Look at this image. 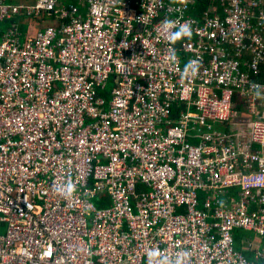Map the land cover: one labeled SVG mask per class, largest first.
I'll list each match as a JSON object with an SVG mask.
<instances>
[{
    "label": "built area",
    "instance_id": "2783aa9c",
    "mask_svg": "<svg viewBox=\"0 0 264 264\" xmlns=\"http://www.w3.org/2000/svg\"><path fill=\"white\" fill-rule=\"evenodd\" d=\"M193 2L0 0V264H264V0Z\"/></svg>",
    "mask_w": 264,
    "mask_h": 264
},
{
    "label": "clouds",
    "instance_id": "9594fccd",
    "mask_svg": "<svg viewBox=\"0 0 264 264\" xmlns=\"http://www.w3.org/2000/svg\"><path fill=\"white\" fill-rule=\"evenodd\" d=\"M165 27L169 31L170 39L172 40H179L182 37H190L192 35V30L190 24L185 21L183 23H180L179 25L176 24L175 21L172 20H166ZM172 29H175L172 31ZM191 69L192 75L196 74L197 71V61H191L188 65L185 67V71L188 69ZM73 185L71 182H68L62 186H59L57 188V191L61 192L65 196H70L73 192ZM153 253H150L152 255Z\"/></svg>",
    "mask_w": 264,
    "mask_h": 264
},
{
    "label": "trees",
    "instance_id": "16d2710c",
    "mask_svg": "<svg viewBox=\"0 0 264 264\" xmlns=\"http://www.w3.org/2000/svg\"><path fill=\"white\" fill-rule=\"evenodd\" d=\"M212 1H214V0H194L193 5L191 6L192 14L195 16L202 17L203 14L205 13V11L209 8ZM17 17H19V16H15V18L13 20L17 21L18 20ZM6 22L7 21L2 22V23H6ZM237 99H238V97H237ZM244 236L251 237V238L256 237V235L254 233H247V232H244L241 230L236 231L237 247L240 249L243 248L242 239ZM244 252L247 255V257L249 258L251 263H255L257 261L255 251L245 250Z\"/></svg>",
    "mask_w": 264,
    "mask_h": 264
},
{
    "label": "crops",
    "instance_id": "0c3cea01",
    "mask_svg": "<svg viewBox=\"0 0 264 264\" xmlns=\"http://www.w3.org/2000/svg\"><path fill=\"white\" fill-rule=\"evenodd\" d=\"M22 16H24V18L25 17H29V23H27L26 22V24H24L23 23V18H22ZM22 16H19V17H17V21H18V23H19V25L22 27V30L24 31V32H29V33H34L37 29H42V27L40 26V27H38V25L35 27V25L36 24H39L41 21H43V20H45V19H51L52 21H54V22H56V19L53 17V16H51V15H48L47 13H41V14H32V15H22ZM0 23H2V22H0ZM6 23H8V22H6ZM51 23H53V22H49V23H47V24H45V26L46 25H48V24H51ZM9 24V23H8ZM9 26V25H8ZM6 27V26H5ZM8 27H6V29H7ZM6 29H4V30H0V34L3 32V31H5ZM239 117H242V115H240ZM243 238H249V237H246V236H244ZM242 246L244 247V242H243V239H242ZM243 249V248H242Z\"/></svg>",
    "mask_w": 264,
    "mask_h": 264
},
{
    "label": "rangeland",
    "instance_id": "374dc122",
    "mask_svg": "<svg viewBox=\"0 0 264 264\" xmlns=\"http://www.w3.org/2000/svg\"><path fill=\"white\" fill-rule=\"evenodd\" d=\"M36 1L37 0H7V2H11V3L19 4V5H22V4L31 5V4H35ZM22 18H23L22 20H23L24 24H26V22L29 23V17H25L24 18V16H22ZM49 22H53L54 23V21H52L49 18L48 20L45 19V20L41 21L39 24H36L35 27L38 25V27L41 26L43 28L45 26V24H47ZM8 25H9L8 23H0V30L6 29V27H8ZM1 233H4V228L1 230Z\"/></svg>",
    "mask_w": 264,
    "mask_h": 264
}]
</instances>
